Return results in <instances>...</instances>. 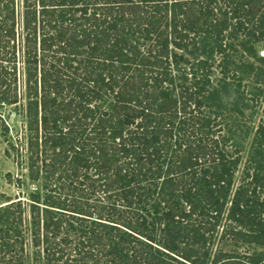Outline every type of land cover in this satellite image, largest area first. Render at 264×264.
<instances>
[{
    "label": "trees",
    "instance_id": "1",
    "mask_svg": "<svg viewBox=\"0 0 264 264\" xmlns=\"http://www.w3.org/2000/svg\"><path fill=\"white\" fill-rule=\"evenodd\" d=\"M233 36L264 43V0H0V107L24 93L16 147L45 192L0 200V264L26 240L44 264H264L212 251L220 228L264 245V176L232 192L209 103Z\"/></svg>",
    "mask_w": 264,
    "mask_h": 264
},
{
    "label": "rangeland",
    "instance_id": "2",
    "mask_svg": "<svg viewBox=\"0 0 264 264\" xmlns=\"http://www.w3.org/2000/svg\"><path fill=\"white\" fill-rule=\"evenodd\" d=\"M241 36L230 37L228 42L234 47L226 51L225 61L216 51L210 55V61L213 64V87L219 93L218 98L213 97L210 100L212 109L217 110L222 131L236 139L232 146L226 145L232 156L239 150V163L235 169L232 192L238 187H252V176L255 172L264 176V150L261 148L260 134L257 128H264V43L247 42L244 45ZM212 40L209 42V44ZM249 47L253 48L251 51ZM203 49L200 48V51ZM223 63L225 65H223ZM227 69L226 75H223L222 69ZM20 84L23 85V80ZM227 86V90L220 91L222 86ZM21 91L24 92L22 86ZM226 91V92H224ZM24 93L21 94L20 102L13 105H4L0 107V200L1 205L10 201L21 199L25 204L28 202L29 194L38 190L41 200L45 198L42 182L44 179L34 181L28 177L27 153L17 149L16 145L22 144L26 115L24 113ZM254 148L260 150L255 155ZM261 158V159H260ZM264 191V190H263ZM264 196V195H262ZM26 216V215H25ZM29 220V218L27 217ZM224 221V219H223ZM233 223L228 226L233 227ZM28 222H24L26 228ZM4 232H13L19 226L14 222L4 223ZM228 227V228H229ZM238 228L250 229L248 226L239 225ZM253 228L252 230H254ZM7 230V231H6ZM2 232V231H1ZM255 233V232H253ZM22 234L26 235L22 230ZM222 235V229L216 235L212 247L213 253L219 249L223 252H231L236 255L260 254L264 256V245L255 243H244L241 240L231 238V235ZM26 264H44L43 258L39 257L34 261L32 252L35 247L29 240L23 242ZM29 253V255H28Z\"/></svg>",
    "mask_w": 264,
    "mask_h": 264
}]
</instances>
